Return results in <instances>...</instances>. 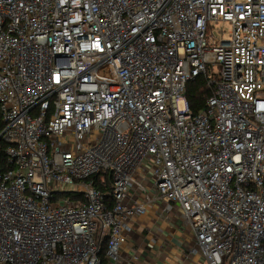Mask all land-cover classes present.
Here are the masks:
<instances>
[{
	"label": "built area",
	"instance_id": "obj_1",
	"mask_svg": "<svg viewBox=\"0 0 264 264\" xmlns=\"http://www.w3.org/2000/svg\"><path fill=\"white\" fill-rule=\"evenodd\" d=\"M0 151V264H119L145 172L194 264H264V0H0Z\"/></svg>",
	"mask_w": 264,
	"mask_h": 264
},
{
	"label": "crops",
	"instance_id": "obj_2",
	"mask_svg": "<svg viewBox=\"0 0 264 264\" xmlns=\"http://www.w3.org/2000/svg\"><path fill=\"white\" fill-rule=\"evenodd\" d=\"M151 200V201H149ZM147 203L143 216L130 220V231H124L119 264H194L196 256L187 252L190 240L180 208L156 198L148 172L140 173L139 184L130 191L125 204ZM168 204L170 205L168 207Z\"/></svg>",
	"mask_w": 264,
	"mask_h": 264
},
{
	"label": "trees",
	"instance_id": "obj_3",
	"mask_svg": "<svg viewBox=\"0 0 264 264\" xmlns=\"http://www.w3.org/2000/svg\"><path fill=\"white\" fill-rule=\"evenodd\" d=\"M208 96L207 89L204 87V82L201 77L196 78L193 82L189 83L187 85L186 91H185V97L188 99L192 111L197 112L201 110L204 107L205 104V98ZM4 154L2 151H0V165L3 167V169L6 168V165H4ZM99 176L93 177V183L100 188L102 191L105 192V200L104 203L107 208H110L112 205V198L110 195H108V191L110 190V178L108 176L104 177V183H100ZM106 241L107 238H103L101 241V250L104 251L106 247Z\"/></svg>",
	"mask_w": 264,
	"mask_h": 264
},
{
	"label": "rangeland",
	"instance_id": "obj_4",
	"mask_svg": "<svg viewBox=\"0 0 264 264\" xmlns=\"http://www.w3.org/2000/svg\"><path fill=\"white\" fill-rule=\"evenodd\" d=\"M217 29H222V30H225V32H222V33H218L217 34V39H227L228 38V26L225 24V23H222L220 22L219 24H217L216 26H214V30H217ZM152 163V161L150 160L148 165L150 166ZM106 231H108V228H105L104 229V232L106 233Z\"/></svg>",
	"mask_w": 264,
	"mask_h": 264
}]
</instances>
